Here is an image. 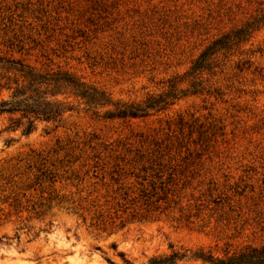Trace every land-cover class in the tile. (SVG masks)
I'll use <instances>...</instances> for the list:
<instances>
[{"label": "rangeland", "instance_id": "374dc122", "mask_svg": "<svg viewBox=\"0 0 264 264\" xmlns=\"http://www.w3.org/2000/svg\"><path fill=\"white\" fill-rule=\"evenodd\" d=\"M0 57L107 99L0 115V264L264 249V0H0Z\"/></svg>", "mask_w": 264, "mask_h": 264}, {"label": "trees", "instance_id": "16d2710c", "mask_svg": "<svg viewBox=\"0 0 264 264\" xmlns=\"http://www.w3.org/2000/svg\"><path fill=\"white\" fill-rule=\"evenodd\" d=\"M69 89L86 104H100L107 99L104 93L85 85L68 73H43L21 60L0 57V91L9 92L0 102V115L9 116L6 130L30 133L37 121H58L64 112L73 109L57 95ZM139 109L131 107L120 111L121 115L137 116ZM264 264V249H250L231 255L218 256L211 251L198 250L192 255L171 248L169 252L149 258L147 264Z\"/></svg>", "mask_w": 264, "mask_h": 264}]
</instances>
